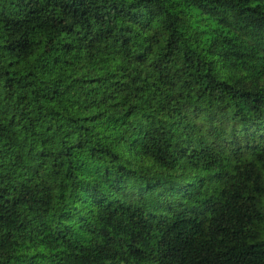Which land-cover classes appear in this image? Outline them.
Returning a JSON list of instances; mask_svg holds the SVG:
<instances>
[{"label":"trees","instance_id":"1","mask_svg":"<svg viewBox=\"0 0 264 264\" xmlns=\"http://www.w3.org/2000/svg\"><path fill=\"white\" fill-rule=\"evenodd\" d=\"M0 264H264V0H0Z\"/></svg>","mask_w":264,"mask_h":264}]
</instances>
